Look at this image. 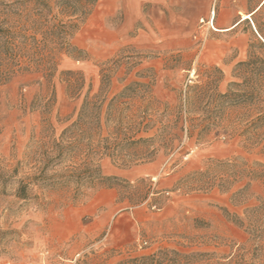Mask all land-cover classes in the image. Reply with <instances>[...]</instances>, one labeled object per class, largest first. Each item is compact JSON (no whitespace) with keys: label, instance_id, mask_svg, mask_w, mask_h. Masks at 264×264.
<instances>
[{"label":"rangeland","instance_id":"rangeland-1","mask_svg":"<svg viewBox=\"0 0 264 264\" xmlns=\"http://www.w3.org/2000/svg\"><path fill=\"white\" fill-rule=\"evenodd\" d=\"M14 1L0 0V22ZM263 2L97 0L70 39L79 52H61L54 67L14 71L16 57L0 54V264H136L160 248L208 253L193 264H264V126L255 121L264 93L237 106L185 101L195 84L210 95L242 81L236 64L258 53ZM95 96L93 148L84 141L46 162ZM205 107L222 113L207 134ZM115 132L155 139L109 154L103 140ZM82 164L116 179L67 177ZM43 165L44 179L18 198L20 181Z\"/></svg>","mask_w":264,"mask_h":264},{"label":"trees","instance_id":"trees-1","mask_svg":"<svg viewBox=\"0 0 264 264\" xmlns=\"http://www.w3.org/2000/svg\"><path fill=\"white\" fill-rule=\"evenodd\" d=\"M96 2L97 0H15L17 11L14 16L11 18L3 17L0 22V54L16 57L17 60L13 64L14 71H39L44 69L46 63L54 67L61 52H79L71 45L70 39L79 24L89 15ZM263 5L264 2L258 9ZM258 9L253 10V14ZM255 33L261 40L257 39L255 43L258 53L250 52L247 60L236 64V77L241 78L242 81L240 83L230 82L224 93L217 92L214 85L210 95L203 89L202 85L204 84H195L189 87L185 95V101L188 104L192 102L201 104L205 98L213 96L230 106L245 105L249 99L260 100L261 94L264 93V35L261 34L260 27L256 22ZM249 46L252 47V44ZM215 70L221 74L218 68ZM211 82L209 83L211 84ZM134 84L139 85L140 83L134 82ZM102 102V99L96 96L93 98L85 97L75 119L64 127L60 140L54 141L52 144L51 150H54L56 155H44L46 162H50L54 158L61 159L63 153L66 154L75 149L79 143L84 141L87 149L93 148L92 140L95 131H100L101 128L100 109ZM201 113L205 114L203 120H206L207 123L201 129L204 134L210 133L219 126L216 120L222 116L221 112L216 113L205 107L201 109ZM255 121L261 122L257 126L258 128L264 126V112L259 113ZM137 126V129L143 126L142 129L144 130L149 125L148 123L143 125L138 123ZM154 139V137L131 139L125 134L120 137L115 132L111 142L108 138L103 141L106 152L108 151L110 154L121 150L122 142H127L130 146H139L140 144L151 143ZM151 153L152 151L148 152L147 155H151ZM45 165L38 172L29 176L27 181H20L16 190L18 198H28V191L31 190L30 185H37L39 180L44 179ZM82 165V168L80 165H72L67 171V177H78L80 180L86 175L89 180L94 178L100 180L116 179L115 177H103L98 168L93 170L86 164ZM262 166L264 167V164ZM82 173L84 175H78ZM200 255H208V253L187 254L176 249L160 248L152 254L135 257L132 261L136 264H193L196 261L195 257ZM182 261L183 263H181Z\"/></svg>","mask_w":264,"mask_h":264},{"label":"crops","instance_id":"crops-1","mask_svg":"<svg viewBox=\"0 0 264 264\" xmlns=\"http://www.w3.org/2000/svg\"><path fill=\"white\" fill-rule=\"evenodd\" d=\"M148 169H149V168H148L147 165H145V166H140V167H139V170H141L143 173H146V171H147Z\"/></svg>","mask_w":264,"mask_h":264},{"label":"bare ground","instance_id":"bare-ground-1","mask_svg":"<svg viewBox=\"0 0 264 264\" xmlns=\"http://www.w3.org/2000/svg\"><path fill=\"white\" fill-rule=\"evenodd\" d=\"M249 17H250V14H249V13H247V14H242L241 20L248 19Z\"/></svg>","mask_w":264,"mask_h":264},{"label":"built area","instance_id":"built-area-1","mask_svg":"<svg viewBox=\"0 0 264 264\" xmlns=\"http://www.w3.org/2000/svg\"><path fill=\"white\" fill-rule=\"evenodd\" d=\"M212 19H213V12H212L211 18H210V20L208 22L210 25H212Z\"/></svg>","mask_w":264,"mask_h":264}]
</instances>
